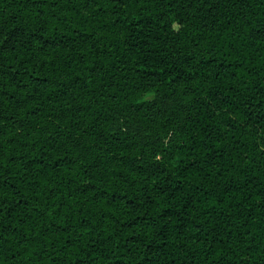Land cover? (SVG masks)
<instances>
[{
    "label": "trees",
    "instance_id": "trees-1",
    "mask_svg": "<svg viewBox=\"0 0 264 264\" xmlns=\"http://www.w3.org/2000/svg\"><path fill=\"white\" fill-rule=\"evenodd\" d=\"M0 264H264V0H0Z\"/></svg>",
    "mask_w": 264,
    "mask_h": 264
}]
</instances>
